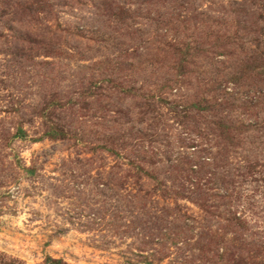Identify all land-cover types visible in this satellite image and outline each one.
<instances>
[{
    "label": "rangeland",
    "instance_id": "obj_1",
    "mask_svg": "<svg viewBox=\"0 0 264 264\" xmlns=\"http://www.w3.org/2000/svg\"><path fill=\"white\" fill-rule=\"evenodd\" d=\"M0 264H264V0H0Z\"/></svg>",
    "mask_w": 264,
    "mask_h": 264
},
{
    "label": "trees",
    "instance_id": "obj_2",
    "mask_svg": "<svg viewBox=\"0 0 264 264\" xmlns=\"http://www.w3.org/2000/svg\"><path fill=\"white\" fill-rule=\"evenodd\" d=\"M251 98V100L253 99L252 97H250ZM21 128H19L18 130H20Z\"/></svg>",
    "mask_w": 264,
    "mask_h": 264
}]
</instances>
